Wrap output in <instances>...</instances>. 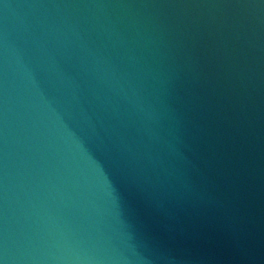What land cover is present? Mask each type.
<instances>
[{
	"label": "water",
	"instance_id": "obj_1",
	"mask_svg": "<svg viewBox=\"0 0 264 264\" xmlns=\"http://www.w3.org/2000/svg\"><path fill=\"white\" fill-rule=\"evenodd\" d=\"M0 264H264V0H0Z\"/></svg>",
	"mask_w": 264,
	"mask_h": 264
}]
</instances>
